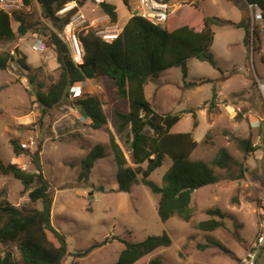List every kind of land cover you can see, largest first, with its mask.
<instances>
[{
  "label": "rangeland",
  "instance_id": "374dc122",
  "mask_svg": "<svg viewBox=\"0 0 264 264\" xmlns=\"http://www.w3.org/2000/svg\"><path fill=\"white\" fill-rule=\"evenodd\" d=\"M18 1L13 9L9 8L10 12L21 16L29 25V31L19 36L20 22L13 18L12 27L17 37L0 40V56L8 52L14 56L7 69H0V157L6 163L36 171L30 156L14 154L10 140H19L22 147L30 151L42 143L43 173L51 183L53 194L51 222L68 244V254L62 264H114L127 241L138 242L148 235L163 232L170 236L171 245L154 250L134 264H152L154 259H160L161 264H238L256 238L259 208L264 205V98L259 87L260 81L264 83V35L252 50L251 43L247 46L244 43V28L214 25L211 51L218 67L190 57L186 77L181 66H173L146 85V97L156 112L181 115L171 132L191 131L198 141L191 158L207 162L220 176L217 183L194 191L190 221L173 216L163 222L157 211L159 196L143 183L141 174L131 192L119 189L117 173L121 165L114 155L108 132L92 129L91 119L81 107L73 104L86 94L100 99L109 117L108 127L114 130L116 141L130 161L128 165L132 166L127 139L129 128L121 134L116 130L119 120L115 110L118 106L126 109L127 101L122 99L108 106L105 95L112 89L110 81L88 79L81 83L82 92L70 94L69 100L55 107L51 114L42 115L37 92L47 91L59 78L61 69L49 38L34 29L52 26V23L43 16L37 0H32L29 6ZM77 1L73 0L68 6L76 5ZM244 1L171 0L172 21L168 24H191L200 21V15L241 21L248 16ZM107 2L116 6L117 21L121 27L125 25L130 14L128 6L123 0ZM84 5L87 16L97 21L95 26L79 29V36L111 25L107 17L101 18L105 14L102 8L90 5V0ZM62 10L59 13L66 14L67 11L63 14ZM113 26L107 29H115ZM69 30L67 27L61 37L67 39ZM66 42L75 59L69 41ZM16 48L21 52L16 53ZM21 57L24 62L19 60ZM188 110L195 112L196 118L186 114ZM196 119L198 125L195 126ZM249 138L255 146L250 153L240 144L241 140ZM97 144L103 146L106 157L95 162L88 181H81V162ZM223 147L230 154L228 168L213 163ZM172 163L173 159L166 155L162 166L149 179L163 186V177ZM1 189H6V194L0 195V201L9 200L19 208L43 207L42 200L29 199L23 192V183L12 175L0 173ZM216 208L222 211L224 218L208 213L209 209ZM210 218L223 220V225L213 231L197 228L200 221ZM49 236L58 244L52 234ZM5 248L0 245L2 255ZM89 248V252L78 256ZM10 249L19 259L17 248Z\"/></svg>",
  "mask_w": 264,
  "mask_h": 264
},
{
  "label": "trees",
  "instance_id": "16d2710c",
  "mask_svg": "<svg viewBox=\"0 0 264 264\" xmlns=\"http://www.w3.org/2000/svg\"><path fill=\"white\" fill-rule=\"evenodd\" d=\"M37 1L41 5L43 16L51 21L52 26L43 25L34 30L49 38L57 52V61L61 69L59 78L47 91L37 92V102L42 108V115L51 114L55 107L69 100L71 89L81 86V83L88 79L99 78L104 83L110 81L112 89L105 95L108 106H114L122 99L127 101L126 109L118 106L115 110L119 120L116 130L121 134L129 128L127 139L135 166L128 165L124 149L116 141L114 130L109 129V117L100 99L95 95L86 94L74 100L73 104L81 107L84 114L91 119L92 129L108 132L114 155L121 165L117 173L119 189L131 192L133 186L139 181L138 175L141 174L143 183L159 196L157 211L163 222L173 216L190 221L193 216L191 206L193 192L203 186L217 183L220 181V176L207 162L191 158L192 152L199 144L194 139L193 133L191 131L171 132L172 127L181 119V115H164L156 112L146 97L145 87L150 80L157 79L161 72L173 66H181L186 77L187 60L190 57L208 61L218 67L215 55L211 51L215 36L214 25L244 28L246 33L244 42L248 45L252 32L250 19L244 18L235 23L216 16L200 15V21L172 26L168 24L172 21L170 20L172 14L169 15L165 25H154L134 15L124 25L121 35L112 42L102 39L97 34V30L83 32L80 38L84 44L85 53L78 61L73 58L66 39L60 34L66 30L71 16L84 5L86 0L77 1V10L74 7L66 14L63 13L64 15L59 11L73 0ZM123 1L129 6L130 0ZM249 1L258 3L264 14V0H245V3ZM22 2L29 6L32 0H22ZM101 8L110 17L111 23L117 22L115 5L103 2ZM13 18L20 22L19 36L29 31V25L15 11L11 13L10 10L0 7V40H11L17 37L12 27ZM260 40L261 34L255 30V43ZM15 52L21 51L16 48ZM13 60L14 56L9 52L1 55L0 69H7ZM19 60L24 62L23 57ZM262 60L264 61V55ZM186 114L196 118V113L192 110H188ZM194 125H198L197 119ZM10 144L17 157L22 154L31 157L36 171L23 169L15 163H6L0 157V173L19 179L24 185L23 192L28 194L31 201L42 200L43 207L41 209L19 208L9 200L0 201V245L6 246L5 254L0 253V264H62L68 254V244L65 236L51 222L53 194L50 190L51 183L43 173L40 156L42 143H39L34 151L24 149L17 139H11ZM240 144L248 153L255 150L250 138L241 140ZM166 155L173 159V164L163 177V186H159L150 180L149 176L162 166ZM104 157L106 152L103 146L95 145L81 162L79 180L88 181L95 162ZM229 160L230 154L223 147L213 163L220 168H228ZM144 164L147 166L144 167ZM35 183H37L36 186H34ZM2 194H6V189L0 190V195ZM208 213L213 216L218 214L224 218L219 208L209 209ZM222 225L223 220L210 218L200 221L197 228L213 231ZM49 234L53 235L58 244L50 238ZM171 243L172 240L166 232L161 235H148L138 242L127 241L126 247L114 264H134L154 250L168 247ZM12 246L17 248L20 254L19 259L10 249ZM220 247L226 250L224 246ZM90 250L89 248L78 253V256H83ZM260 256H264L263 252ZM152 264H161V261L154 259Z\"/></svg>",
  "mask_w": 264,
  "mask_h": 264
},
{
  "label": "built area",
  "instance_id": "2783aa9c",
  "mask_svg": "<svg viewBox=\"0 0 264 264\" xmlns=\"http://www.w3.org/2000/svg\"><path fill=\"white\" fill-rule=\"evenodd\" d=\"M17 0H0V7L10 10L13 9ZM20 2L22 0H19ZM18 1V2H19ZM107 0H93L95 4H100L106 2ZM129 6L131 9V17L134 15L140 16L154 25H164L169 15L171 14V9L168 1L166 0H130ZM76 4V3H75ZM77 5V4H76ZM73 7L65 8L62 13L71 10ZM248 10L250 11L251 18V49H254L255 44V30H257L262 36L264 35V14L262 8L256 2H247ZM10 8V9H9ZM107 17L108 21L110 17L106 14L103 18ZM97 19H90L87 14L82 10L78 9L74 15H72L69 21V32L67 41H69L70 47L76 57L82 59L85 53L84 44L77 31L79 29H88L90 26H95L94 23ZM111 23V22H109ZM115 25V26H113ZM113 26L115 29H110L107 27ZM105 29L97 30V34L107 42H112L117 39L123 32L124 25L121 27L117 22L109 24ZM253 52V51H252ZM259 87L264 98V83L259 82ZM82 92V85L75 86L71 89V94ZM259 221V231L256 235L255 240L250 244L245 254L239 259L238 264H264V256H260V253L264 254V205L259 208L258 214Z\"/></svg>",
  "mask_w": 264,
  "mask_h": 264
},
{
  "label": "crops",
  "instance_id": "0c3cea01",
  "mask_svg": "<svg viewBox=\"0 0 264 264\" xmlns=\"http://www.w3.org/2000/svg\"><path fill=\"white\" fill-rule=\"evenodd\" d=\"M167 1H169V0H167ZM107 2V1H106ZM169 2H171V0L169 1ZM168 2V3H169ZM245 2V1H244ZM76 3V2H75ZM77 4V3H76ZM87 4H89V3H87ZM86 4V5H87ZM246 4V6H247V2L245 3ZM86 5H84V6H82L80 9H82L84 12H85V9H86ZM90 5H94L96 8H99L100 10H101V5L100 4H95L94 2H93V0H90ZM73 6V4H71L69 7H72ZM129 9H130V7H128ZM177 10H179V9H177ZM247 10H248V7H247ZM103 11V10H102ZM101 11V12H102ZM116 11H117V8H116ZM91 12L93 13V10H91ZM86 13V12H85ZM103 13V12H102ZM87 14V13H86ZM118 15V14H117ZM105 16V14H103V16H101V18H103ZM208 16V15H207ZM128 17L130 18L131 17V13L128 15ZM217 17V16H216ZM245 18H249L250 19V22H251V18H250V11L248 10V16H246ZM96 19V18H95ZM110 20V19H109ZM229 20V19H228ZM230 21H232V22H235V23H237V22H239V21H233V20H230ZM224 26H232V25H224ZM224 26H221V27H224ZM233 27V26H232ZM245 38V37H244ZM245 43V42H244ZM246 45V44H245ZM247 46V45H246ZM83 87V86H82ZM82 90H83V88H82ZM175 126V125H174ZM173 126V127H174ZM172 127V128H173ZM182 132H188V131H182ZM174 133H178V132H174ZM194 137V136H193ZM195 139V138H194ZM121 145V144H120ZM122 147V146H121ZM123 148V147H122ZM195 151V150H194ZM193 153V152H192ZM166 157V156H165ZM127 158V157H126ZM127 161L128 162H130L129 160H128V158H127ZM173 164V163H172ZM129 166H131V165H129ZM132 166H135L134 165V163H133V165ZM172 166V165H171ZM170 166V167H171ZM194 193V192H193ZM193 195V194H192Z\"/></svg>",
  "mask_w": 264,
  "mask_h": 264
},
{
  "label": "bare ground",
  "instance_id": "6f19581e",
  "mask_svg": "<svg viewBox=\"0 0 264 264\" xmlns=\"http://www.w3.org/2000/svg\"><path fill=\"white\" fill-rule=\"evenodd\" d=\"M68 8H70V7H68ZM75 59H76V60H78V61L80 60V58H79V57H75Z\"/></svg>",
  "mask_w": 264,
  "mask_h": 264
}]
</instances>
